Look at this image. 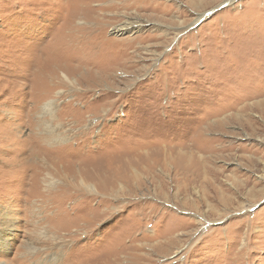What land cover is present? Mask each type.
Here are the masks:
<instances>
[{
  "label": "rangeland",
  "instance_id": "1",
  "mask_svg": "<svg viewBox=\"0 0 264 264\" xmlns=\"http://www.w3.org/2000/svg\"><path fill=\"white\" fill-rule=\"evenodd\" d=\"M0 228V264H264V0H0Z\"/></svg>",
  "mask_w": 264,
  "mask_h": 264
},
{
  "label": "bare ground",
  "instance_id": "2",
  "mask_svg": "<svg viewBox=\"0 0 264 264\" xmlns=\"http://www.w3.org/2000/svg\"><path fill=\"white\" fill-rule=\"evenodd\" d=\"M84 1V0H83ZM73 3V2H72ZM85 4H86V2H85ZM80 5V4H79ZM82 6V5H81ZM78 7V6H77ZM77 7H73L74 9H76ZM86 8V7H85ZM99 8V7H98ZM89 9V8H88ZM87 9V10H88ZM97 10V9H96ZM141 22V21H140ZM141 25L139 24V22H135V21H133L132 23H125V25H120L119 27H115L114 28V31H115V33L116 34H121V33H123L124 31H127V30H131L132 31V29H135V30H137V29H141ZM91 30H93V29H91ZM82 31V30H81ZM78 32H80V30L78 31ZM85 33V32H84ZM102 34V33H101ZM79 36V35H78ZM100 36V35H99ZM82 43V42H81ZM85 44V43H84ZM83 44V45H84ZM91 45V44H90ZM88 47H90V46H88ZM93 47V46H92ZM83 48V47H82ZM81 51V50H80ZM83 51V50H82ZM88 55V54H87ZM62 76H63V78L67 81V82H69L71 85H73L74 84V82L70 79V77L68 76V75H66V74H64V73H62ZM58 106V105H57ZM45 108L44 109H46V111L47 112H50L51 110L53 111L55 108H56V104L54 103V102H50V103H47V104H45V106H44ZM55 140V139H54ZM42 141V140H41ZM40 141V142H41ZM59 141H62V140H59ZM64 141H66V140H64ZM44 142V141H43ZM38 143H39V141H38ZM46 146V145H45ZM31 154V153H30ZM29 156V155H28ZM44 157V156H43ZM42 156H40L39 158L37 157V156H34V157H32V159H29L28 158V161H32L35 165H37L38 167H41V168H43V169H46V170H48L50 167L46 164V160H41L42 158H43ZM25 160V159H24ZM168 165V164H167ZM138 178V177H137ZM189 179V178H188ZM190 180V179H189ZM196 181V180H195ZM47 183V182H46ZM66 184V183H65ZM184 185V184H183ZM182 185V186H183ZM78 188L76 189V190H78V191H83V190H85L86 192H88L89 193V195H96V190L94 189V187L92 186V185H90V184H88V183H86L85 181H78ZM192 186V185H191ZM48 187V186H47ZM68 187V186H67ZM190 187V186H189ZM76 188V187H75ZM181 188V187H180ZM185 188H187V187H185ZM68 190V189H67ZM70 190V189H69ZM185 190V189H184ZM71 191V190H70ZM114 193V192H113ZM182 193V192H181ZM120 194V193H119ZM188 195V194H187ZM186 197V196H185ZM9 216V215H8ZM3 218H7V215H3ZM7 222L5 223V229L7 228V229H9L8 227H9V224H10V221L11 220H6ZM4 228V227H3ZM11 228V227H10ZM1 229V228H0ZM3 237H5V236H3ZM45 237V236H44ZM46 237H47V235H46ZM8 240L7 239H5V241H3L2 243H3V245L5 246V248H7L8 247ZM54 243V242H53ZM31 249H35V248H33V247H31Z\"/></svg>",
  "mask_w": 264,
  "mask_h": 264
}]
</instances>
